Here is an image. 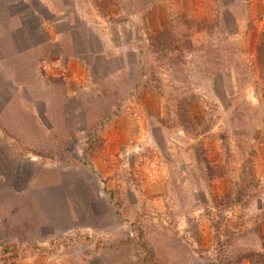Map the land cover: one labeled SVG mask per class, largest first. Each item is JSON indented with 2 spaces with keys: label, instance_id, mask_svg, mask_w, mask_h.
<instances>
[{
  "label": "rangeland",
  "instance_id": "1",
  "mask_svg": "<svg viewBox=\"0 0 264 264\" xmlns=\"http://www.w3.org/2000/svg\"><path fill=\"white\" fill-rule=\"evenodd\" d=\"M0 264H264V0H0Z\"/></svg>",
  "mask_w": 264,
  "mask_h": 264
}]
</instances>
